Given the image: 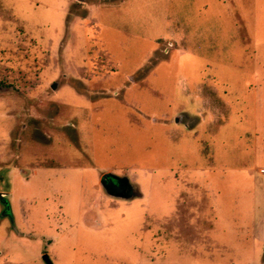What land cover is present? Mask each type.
<instances>
[{
    "label": "rangeland",
    "instance_id": "rangeland-1",
    "mask_svg": "<svg viewBox=\"0 0 264 264\" xmlns=\"http://www.w3.org/2000/svg\"><path fill=\"white\" fill-rule=\"evenodd\" d=\"M45 254L264 264V0H0V264Z\"/></svg>",
    "mask_w": 264,
    "mask_h": 264
},
{
    "label": "water",
    "instance_id": "water-1",
    "mask_svg": "<svg viewBox=\"0 0 264 264\" xmlns=\"http://www.w3.org/2000/svg\"><path fill=\"white\" fill-rule=\"evenodd\" d=\"M58 86H53L56 89ZM101 183L108 195L114 198L130 199L135 196L134 185L128 176H119L113 172L103 175ZM44 259L48 264H53L50 255L45 254Z\"/></svg>",
    "mask_w": 264,
    "mask_h": 264
},
{
    "label": "crops",
    "instance_id": "crops-1",
    "mask_svg": "<svg viewBox=\"0 0 264 264\" xmlns=\"http://www.w3.org/2000/svg\"><path fill=\"white\" fill-rule=\"evenodd\" d=\"M9 194V193H8Z\"/></svg>",
    "mask_w": 264,
    "mask_h": 264
}]
</instances>
